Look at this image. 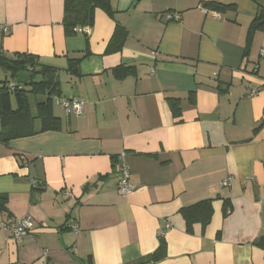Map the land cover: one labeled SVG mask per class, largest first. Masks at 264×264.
Returning <instances> with one entry per match:
<instances>
[{"label": "crops", "instance_id": "obj_1", "mask_svg": "<svg viewBox=\"0 0 264 264\" xmlns=\"http://www.w3.org/2000/svg\"><path fill=\"white\" fill-rule=\"evenodd\" d=\"M108 1L66 35L65 0H0V50L54 67L59 89L54 129L0 141V264H264V0ZM25 216L16 241L2 224Z\"/></svg>", "mask_w": 264, "mask_h": 264}, {"label": "trees", "instance_id": "obj_2", "mask_svg": "<svg viewBox=\"0 0 264 264\" xmlns=\"http://www.w3.org/2000/svg\"><path fill=\"white\" fill-rule=\"evenodd\" d=\"M97 7L106 11L109 16L113 15L108 0H65L63 26L66 35H72L78 25H92L94 10ZM210 8L217 12L222 9L218 4L210 5ZM263 23V15L255 18L249 33ZM125 32L117 25L112 44L119 47ZM0 71L10 74V77L2 74L3 79L0 81V141L7 143L12 139L54 129L58 118L52 112V100L59 95L55 68L40 63L33 54L13 53L8 56L0 50ZM118 71L121 70H116ZM170 100L174 115H178L179 100ZM4 200L5 197L0 196L1 206ZM211 211L208 200L182 209L188 225L196 221L207 224ZM262 242L264 237L259 238L258 244ZM159 257L158 250L150 255L147 261L157 260Z\"/></svg>", "mask_w": 264, "mask_h": 264}, {"label": "built area", "instance_id": "obj_3", "mask_svg": "<svg viewBox=\"0 0 264 264\" xmlns=\"http://www.w3.org/2000/svg\"><path fill=\"white\" fill-rule=\"evenodd\" d=\"M204 12H207L205 9ZM168 18L174 17L178 18L177 14L168 13ZM3 30L6 31L7 27H3ZM81 31L84 33L89 32V27L85 26L81 28ZM261 55H264V49L260 50ZM256 89L251 90V94L255 93ZM60 105L65 111L66 114H74L77 116H80L84 112L85 102L81 101L79 99H67L62 98L60 99ZM117 158L120 160L118 164V177H117V183H118V191L123 194L130 193L133 188L129 182V167L124 161V153L121 152L118 154ZM230 182V177H226L221 181L222 186H227ZM34 183V181H32ZM2 227L5 230H9L13 239L16 241H20L28 232L33 228V220L29 216L16 218L11 223H3ZM160 234H162V231H160Z\"/></svg>", "mask_w": 264, "mask_h": 264}, {"label": "rangeland", "instance_id": "obj_4", "mask_svg": "<svg viewBox=\"0 0 264 264\" xmlns=\"http://www.w3.org/2000/svg\"><path fill=\"white\" fill-rule=\"evenodd\" d=\"M2 74H3V72L0 71V81L3 79Z\"/></svg>", "mask_w": 264, "mask_h": 264}, {"label": "water", "instance_id": "obj_5", "mask_svg": "<svg viewBox=\"0 0 264 264\" xmlns=\"http://www.w3.org/2000/svg\"><path fill=\"white\" fill-rule=\"evenodd\" d=\"M3 74L6 75L7 77H10V74L9 73L3 72Z\"/></svg>", "mask_w": 264, "mask_h": 264}]
</instances>
